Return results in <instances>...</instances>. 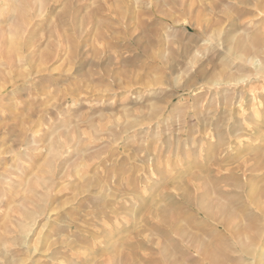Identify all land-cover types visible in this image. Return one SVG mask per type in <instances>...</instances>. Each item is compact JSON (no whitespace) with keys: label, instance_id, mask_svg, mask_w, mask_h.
<instances>
[{"label":"rangeland","instance_id":"374dc122","mask_svg":"<svg viewBox=\"0 0 264 264\" xmlns=\"http://www.w3.org/2000/svg\"><path fill=\"white\" fill-rule=\"evenodd\" d=\"M0 264H264V0H0Z\"/></svg>","mask_w":264,"mask_h":264}]
</instances>
